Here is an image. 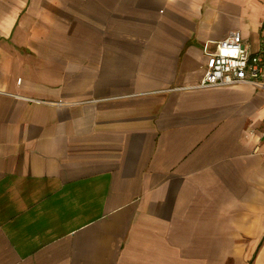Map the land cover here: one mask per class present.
Wrapping results in <instances>:
<instances>
[{"label":"crops","instance_id":"1","mask_svg":"<svg viewBox=\"0 0 264 264\" xmlns=\"http://www.w3.org/2000/svg\"><path fill=\"white\" fill-rule=\"evenodd\" d=\"M262 22L264 0H0V264H264V94L194 89Z\"/></svg>","mask_w":264,"mask_h":264},{"label":"built area","instance_id":"2","mask_svg":"<svg viewBox=\"0 0 264 264\" xmlns=\"http://www.w3.org/2000/svg\"><path fill=\"white\" fill-rule=\"evenodd\" d=\"M239 86L264 94V22L260 24L256 49L245 44L241 33L235 31L219 42L217 52L207 53L203 78L194 89Z\"/></svg>","mask_w":264,"mask_h":264}]
</instances>
